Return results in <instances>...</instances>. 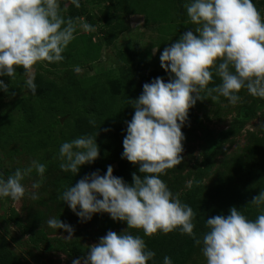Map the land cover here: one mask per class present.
<instances>
[{"label":"rangeland","instance_id":"1","mask_svg":"<svg viewBox=\"0 0 264 264\" xmlns=\"http://www.w3.org/2000/svg\"><path fill=\"white\" fill-rule=\"evenodd\" d=\"M5 74L0 238L21 264H264V0H0ZM141 99L166 125L117 127Z\"/></svg>","mask_w":264,"mask_h":264},{"label":"trees","instance_id":"2","mask_svg":"<svg viewBox=\"0 0 264 264\" xmlns=\"http://www.w3.org/2000/svg\"><path fill=\"white\" fill-rule=\"evenodd\" d=\"M178 3H180L181 8L184 6H187L192 2V0H175ZM223 1V0H219ZM252 11L247 14L248 17H253L255 14V10L253 6H251ZM246 16V14H245ZM244 35L247 37L248 40H250L251 36L249 34V31L247 28L244 29ZM219 65H222V62L219 58ZM1 76V75H0ZM12 77L9 76V74H5L2 79H0V93L5 94L7 90L10 89V84ZM223 80L220 76H218L215 72H202L200 76V87L203 90L206 91H213L218 89V87L221 86ZM19 83V82H17ZM148 122L153 124H160L162 127L166 125V115L162 112H159L153 108H151L146 100H139L133 104H130L129 106L125 107L117 116L115 123L116 126L119 128H126V127H132L137 131H142L145 129V126L148 124ZM129 166L136 165L137 167H140L142 171L147 172L148 174H151V168L148 166H145L143 163H140L138 161H127L126 162ZM254 165H258V160L253 162ZM123 179H126L127 181H132V178L130 176H127L125 174H122ZM238 183V181H237ZM137 194L139 196L143 195L144 190H136ZM117 194L118 191H117ZM115 199L117 200V195L115 194ZM107 208H110L108 204H105ZM219 216H217L218 218ZM219 220L220 217H219ZM166 262L167 264H172V258L171 255L169 257L166 256ZM0 264H21L17 257L5 246L3 240L0 238ZM236 264H247L245 260L237 261Z\"/></svg>","mask_w":264,"mask_h":264}]
</instances>
